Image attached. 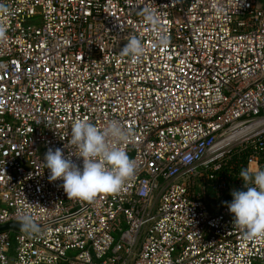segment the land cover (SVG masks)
Instances as JSON below:
<instances>
[{"label": "built area", "instance_id": "2783aa9c", "mask_svg": "<svg viewBox=\"0 0 264 264\" xmlns=\"http://www.w3.org/2000/svg\"><path fill=\"white\" fill-rule=\"evenodd\" d=\"M11 221L0 264H264V0H0Z\"/></svg>", "mask_w": 264, "mask_h": 264}, {"label": "rangeland", "instance_id": "374dc122", "mask_svg": "<svg viewBox=\"0 0 264 264\" xmlns=\"http://www.w3.org/2000/svg\"><path fill=\"white\" fill-rule=\"evenodd\" d=\"M38 21V20H36ZM24 227V225L20 222H16V221H11L8 222L6 224L0 225V232L3 231H9V230H13V231H20L22 228Z\"/></svg>", "mask_w": 264, "mask_h": 264}]
</instances>
